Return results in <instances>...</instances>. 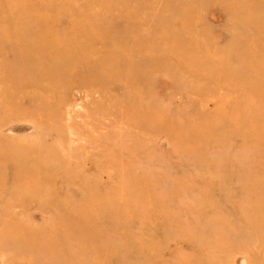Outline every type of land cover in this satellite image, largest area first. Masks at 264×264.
Masks as SVG:
<instances>
[{
    "label": "rangeland",
    "instance_id": "obj_1",
    "mask_svg": "<svg viewBox=\"0 0 264 264\" xmlns=\"http://www.w3.org/2000/svg\"><path fill=\"white\" fill-rule=\"evenodd\" d=\"M0 264H264V0H0Z\"/></svg>",
    "mask_w": 264,
    "mask_h": 264
},
{
    "label": "bare ground",
    "instance_id": "obj_2",
    "mask_svg": "<svg viewBox=\"0 0 264 264\" xmlns=\"http://www.w3.org/2000/svg\"><path fill=\"white\" fill-rule=\"evenodd\" d=\"M54 31H55V29H54ZM70 31H72V30H70ZM52 32H53V31H52ZM53 34H54V33H52V35H53ZM55 34H56V33H55ZM65 40H66V39H65ZM67 40H68V39H67ZM67 40H66V41H67ZM63 42H65V41H63ZM67 42H69V41H67ZM64 44H65V43H64ZM70 44H71V42L69 43V47H70ZM65 46H66V45H65ZM72 46H73V45H72ZM76 46H77V44H76ZM67 47H68V44H67ZM54 48H55V47H54ZM63 48H64V45H63ZM63 48H62V49H63ZM77 48H78V47H77ZM62 49H61V50H62ZM68 50H69V49H68ZM73 50H74V49H73ZM78 50H79V49H78ZM69 51H70V50H69ZM75 51H76V50H75ZM90 51H91V50H90ZM43 52H44V51H43ZM64 52H66V51L64 50ZM70 52H71V54H72V50H71ZM77 52H78V51H77ZM74 53H75V52H74ZM80 53H81V52H80ZM77 54H79V53H76V56H77ZM67 55H68V54H67ZM71 56H72V55H71ZM81 56H82V55H81ZM72 57H73V56H72ZM117 58H118V57H117ZM117 58H116V59H117ZM68 59H69V58H68ZM73 59H74V57H73ZM86 59H87V58H85V60H86ZM76 60H77V59H76ZM55 61H56V59H55ZM74 61H75V60H74ZM68 62H69V61H68ZM68 62H67V63H68ZM71 62H72V61H70V64H71ZM73 63H74V62H73ZM73 63H72V64H73ZM72 64H71V65H72ZM75 64H76V63H75ZM78 64H80V63L78 62ZM73 65H74V64H73ZM100 65H101V64H100ZM95 66H96V65H95ZM98 66H99V65H98ZM103 66H104V65H103ZM73 67H74V66H73ZM96 67H97V66H96ZM105 67H106V66H105ZM74 68H75V67H74ZM94 68H95V67H94ZM99 68H100V66H99ZM60 69H61V68H60ZM98 70H99V69H98ZM57 71H58V70H57ZM71 71H72V70H71ZM99 71H100V70H99ZM60 72H61V71H60ZM68 72H70V71H68ZM87 72H89V71H87ZM90 72H91V71H90ZM57 73H58V72H57ZM72 73H73V72H72ZM75 73H76V72H75ZM92 73H93V72H92ZM96 73H98V72H96ZM99 73H100V72H99ZM77 74H78V73H77ZM77 74H76V75H77ZM93 74H94V73H93ZM93 74H92V75H93ZM57 75H58V74H57ZM52 76H53V75H52ZM62 76H63V75H62ZM67 76H68V75H67ZM77 76H78V75H77ZM83 76H84V75H83ZM59 77H60V75H59ZM85 77H86V76H85ZM86 78H87V77H86ZM55 79H56V78H55ZM60 79H62V78H60ZM31 80H32V79H31ZM66 80H67V79H66ZM81 80H82V79H81ZM45 83H46V82H45ZM63 83H64V82H63ZM72 84H73V83H72ZM65 85H66V84H65ZM69 86H70V83H69ZM75 86H76V85H75ZM65 87H67V85H66ZM57 102H58V101H57ZM45 109H46V108H45ZM109 115H110V114H109ZM107 116H108V115H107ZM108 120H109V119H108ZM83 142H84V141H83ZM97 153H98V152H97ZM104 157H105V156H104ZM98 159H99V158H98ZM92 198H93V197H92Z\"/></svg>",
    "mask_w": 264,
    "mask_h": 264
}]
</instances>
